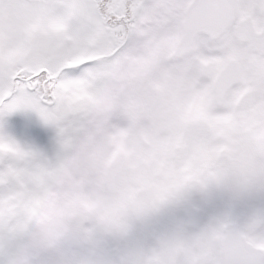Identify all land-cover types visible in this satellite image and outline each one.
<instances>
[{
	"label": "snow or ice",
	"instance_id": "obj_1",
	"mask_svg": "<svg viewBox=\"0 0 264 264\" xmlns=\"http://www.w3.org/2000/svg\"><path fill=\"white\" fill-rule=\"evenodd\" d=\"M0 264H264V0H0Z\"/></svg>",
	"mask_w": 264,
	"mask_h": 264
}]
</instances>
